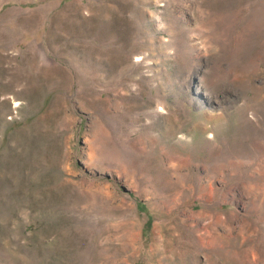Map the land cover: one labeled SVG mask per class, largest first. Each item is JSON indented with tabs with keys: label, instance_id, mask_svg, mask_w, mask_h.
I'll use <instances>...</instances> for the list:
<instances>
[{
	"label": "rangeland",
	"instance_id": "rangeland-1",
	"mask_svg": "<svg viewBox=\"0 0 264 264\" xmlns=\"http://www.w3.org/2000/svg\"><path fill=\"white\" fill-rule=\"evenodd\" d=\"M0 264H264V0H0Z\"/></svg>",
	"mask_w": 264,
	"mask_h": 264
},
{
	"label": "bare ground",
	"instance_id": "bare-ground-1",
	"mask_svg": "<svg viewBox=\"0 0 264 264\" xmlns=\"http://www.w3.org/2000/svg\"><path fill=\"white\" fill-rule=\"evenodd\" d=\"M204 38H206V37H204ZM194 41V40H193ZM196 41V40H195ZM194 41V42H195ZM202 45L204 44L205 45V40H202ZM200 44V43H199ZM200 51V50H199ZM190 57V56H189ZM189 61V60H188ZM197 67V66H196ZM234 69H236L235 70V72L237 71V70H242L243 71V69L244 68H239V67H237L236 66V64L234 63ZM240 72V71H239ZM207 73V72H206ZM208 75V76H207ZM206 76H207V78H206V80H203L202 82H201V88L203 89V91L205 92V99L203 98L202 100H199V102L197 103V105H198V107L199 106H204V111H205V113H206V115H207V119L209 120L210 118H211V116L213 115V116H216V117H218L219 116V114L217 113V114H214L215 112H214V109H213V105L215 104V100H214V98L213 97H216L217 96V93H219V92H221L222 90H221V88H218V87H220V82H221V79H224V78H221L215 71H213V70H210L209 72H208V74H207ZM227 75H225L224 77H226ZM236 76H239V74L237 73V75ZM228 77V76H227ZM234 77V76H233ZM237 77H234V79H236ZM239 78V77H238ZM226 79V78H225ZM229 80H231V79H229ZM225 81V80H224ZM222 84H223V82H222ZM221 84V86H223ZM225 84V83H224ZM252 89V88H251ZM220 90V91H219ZM224 90V89H223ZM252 90H254V88L252 89ZM221 93H223V91L221 92ZM218 101V100H217ZM224 114V113H223ZM177 172V171H176Z\"/></svg>",
	"mask_w": 264,
	"mask_h": 264
}]
</instances>
